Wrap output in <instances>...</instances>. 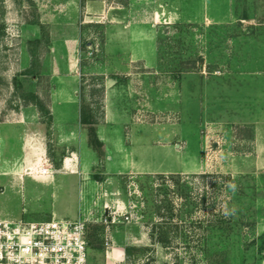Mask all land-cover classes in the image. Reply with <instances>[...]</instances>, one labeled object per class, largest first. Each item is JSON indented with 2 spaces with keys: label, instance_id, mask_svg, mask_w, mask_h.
I'll return each mask as SVG.
<instances>
[{
  "label": "rangeland",
  "instance_id": "1",
  "mask_svg": "<svg viewBox=\"0 0 264 264\" xmlns=\"http://www.w3.org/2000/svg\"><path fill=\"white\" fill-rule=\"evenodd\" d=\"M181 1L0 0V223L83 218L87 264H264V0Z\"/></svg>",
  "mask_w": 264,
  "mask_h": 264
},
{
  "label": "built area",
  "instance_id": "2",
  "mask_svg": "<svg viewBox=\"0 0 264 264\" xmlns=\"http://www.w3.org/2000/svg\"><path fill=\"white\" fill-rule=\"evenodd\" d=\"M37 173L52 175L48 168ZM108 222L109 218L105 219L104 223ZM86 231L87 220L83 218L0 223V264H87Z\"/></svg>",
  "mask_w": 264,
  "mask_h": 264
},
{
  "label": "crops",
  "instance_id": "3",
  "mask_svg": "<svg viewBox=\"0 0 264 264\" xmlns=\"http://www.w3.org/2000/svg\"><path fill=\"white\" fill-rule=\"evenodd\" d=\"M138 1H142V0H138ZM189 1L190 0H182L181 1V5H183V6H186V5H188L189 6ZM131 2V0H129V2L127 3L129 6H130V4H132V3H130ZM221 3V0H211V2H210V4L215 8L217 5H219ZM124 6V5H123ZM123 6H120V8L122 9H125V10H127V8L125 7H123ZM126 6V5H125ZM158 6H161V5H158ZM158 6H157V8H158ZM187 6V7H188ZM89 8H90V4L88 5V10H89ZM200 10V9H199ZM136 12V14L134 15L133 13H130V14H123L122 15V18H119V19H117V21L119 22V23H125V22H128V21H130V20H133V21H136V22H139L138 23V26H135L136 28L135 29H133L134 30V36H143V34H142V32H140L138 29H139V27L140 26H142V25H144V26H146L147 25V22H151L152 20H153V14H156V15H160L161 13L158 11V9H154L152 12H148V11H145V10H142L141 12H139L138 10L137 11H135ZM175 14V16L177 17V19L179 20V19H181L182 17L180 16V15H178V14H176V13H174V12H172V11H169V15H171V17L173 16ZM165 19H167L168 17L165 15V16H163ZM200 18H202V20L204 21L205 19H208L209 21H214L213 20V17H209L207 14H205V13H199V12H197V15L196 16H193L192 18H189V17H183L182 19H183V21L184 20H186V19H188V21H189V19H191V20H196V19H200ZM138 27V28H137ZM120 33H121V35L122 34H124L125 35V32L124 31H119ZM106 101V100H105ZM51 111V114H52V117H53V120H54V115H53V110H50ZM81 123V122H80ZM99 134H101V132H99ZM72 133H71V137L70 138H72ZM98 139H99V142L102 144V146L104 147L105 146V143L106 142H108L107 140V138L105 139L104 137H102V136H98ZM72 169L71 171H69L68 169ZM64 175V176H75L76 175V167L75 166H72V167H70V164H69V161H68V159L64 162V166H63V168H62V170H59V171H57L56 172V176L57 175ZM56 176H55V182H56ZM89 186H88V184L86 183V184H83V186H82V189H83V195L85 196V195H87V196H89ZM79 215V214H78ZM53 218H56L55 216V214H53ZM79 217V216H78ZM61 220H69V219H61ZM75 220H77V219H75ZM112 256L113 257H115V258H120V254L118 253V252H113V254H112Z\"/></svg>",
  "mask_w": 264,
  "mask_h": 264
},
{
  "label": "trees",
  "instance_id": "4",
  "mask_svg": "<svg viewBox=\"0 0 264 264\" xmlns=\"http://www.w3.org/2000/svg\"><path fill=\"white\" fill-rule=\"evenodd\" d=\"M42 28L45 31V27L42 26ZM43 40L46 43L48 42V33L47 32H44ZM40 43H41L40 40H37L36 42H33L32 44L37 47ZM31 57H32V66H31V68L27 69L23 73V75L34 76L36 74V72L34 71V68L38 67L39 62H38V59L36 57V53H35L34 49L31 50ZM20 97L25 103L32 104L37 108L39 115L41 117L42 123L45 124L47 129L50 131V128L52 125V114H51L50 109L48 108L47 104L37 94H35L33 92L21 94ZM90 110L91 109L87 105L81 106L80 122H81V124H83L85 126H90L92 128V126L95 123H94V120L92 118V114H91ZM92 134H94V133H92Z\"/></svg>",
  "mask_w": 264,
  "mask_h": 264
}]
</instances>
